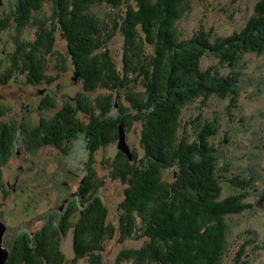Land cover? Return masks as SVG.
I'll return each mask as SVG.
<instances>
[{
  "label": "trees",
  "instance_id": "16d2710c",
  "mask_svg": "<svg viewBox=\"0 0 264 264\" xmlns=\"http://www.w3.org/2000/svg\"><path fill=\"white\" fill-rule=\"evenodd\" d=\"M49 1L53 3L51 25L47 18L35 15ZM188 3L189 0L11 2V12L0 18V28L15 23L20 33L30 23L37 26L33 39L14 42L12 72L24 73L34 84H47L55 79L48 76L49 60L58 55L59 60L70 62L76 77L82 80V92L41 120L45 140L66 152L67 142L83 134L91 157L79 191L81 201L73 200L62 213L49 215L35 233L33 229L22 230L6 237L10 250L6 264H65L61 239L69 230L76 258L102 264L103 242L114 226L108 222V207L98 193L103 179L92 165V153L118 140L120 123L129 128L134 122L141 126L144 155L138 158L131 149L130 159L119 150L114 159L102 162L110 177L127 183L119 204L121 240L135 231L145 237L140 248L122 250L116 264L125 260L132 264H224L227 216L251 207L245 201V190L254 177L231 171L229 163L221 164L218 148L211 141L218 131L215 119L202 118L201 113L191 118L195 137L190 138L181 131V118L188 105H206L213 96H230L231 105L237 106L239 73L232 70L224 74L218 65L206 67L202 62L212 53L220 64L235 68L244 51L263 53L264 0H258L254 14L242 29L217 38L204 29L192 37L181 36L178 22ZM96 5L109 9L101 16L92 10ZM116 29L124 35L122 70L117 68L108 46ZM56 31L65 39V54L54 48ZM147 44L153 46L150 54L145 49ZM10 77V73L0 76V82ZM134 84L141 88L132 90ZM119 88H127L128 106L120 102ZM44 106L49 110L55 107L51 100ZM17 127L0 121V149L4 152L9 153ZM224 182L232 188L227 195ZM74 212L80 214L73 222ZM241 257L242 252L232 264H244Z\"/></svg>",
  "mask_w": 264,
  "mask_h": 264
},
{
  "label": "rangeland",
  "instance_id": "374dc122",
  "mask_svg": "<svg viewBox=\"0 0 264 264\" xmlns=\"http://www.w3.org/2000/svg\"><path fill=\"white\" fill-rule=\"evenodd\" d=\"M12 1L14 0H5L0 8L1 19L6 17V13L10 14ZM257 2L258 0H189L188 8L178 22L180 34L185 38L192 37L197 31L204 29L212 33L214 38L230 35L242 29L250 20ZM52 6L53 3L49 1L42 11L35 13L39 18H47L48 25L52 23ZM100 6L96 5L92 10L103 16L109 7ZM36 29L37 26L32 23L20 33L15 23L0 28V76L11 74L5 82H0V121L10 120L11 124L18 126L9 153L8 150L4 152L0 149V217L9 226L6 237L22 230L37 229L49 215L62 213L71 201H79V191L88 174L87 166L91 157L83 134L68 141L69 150L65 152L62 148L43 146L38 142L34 144L28 136L23 135L28 134L26 131L21 134L19 130L18 124L22 123L25 129L30 128L34 122H39L41 116L49 118L51 112L55 113L83 91L82 80L76 77L70 62L59 60L58 55H53L49 60L48 76H54L55 79L47 84H30L26 82L24 73L12 72L10 59L15 49L14 42L16 39H33ZM108 46L117 68L122 70L124 35L120 29L114 31ZM54 48L63 54L66 52L65 39L59 31H56ZM145 49L149 54L153 52L150 44ZM241 55L235 68L220 64L212 53L205 56L202 62L206 67L218 65L224 74L232 70L239 73L237 106L231 105L230 96L225 99L210 97L206 105L199 104L200 102L190 104L183 109L181 131L194 138L195 126L191 123V118L201 113L202 118L208 117L212 121L215 119L218 131L211 141L218 148L221 164L229 163L228 169L231 171L254 177L245 190V201L251 203V207L239 214L227 216L229 233L224 264H232L240 252L244 264H264V51H244ZM14 74L18 77L14 78ZM131 87L135 91L141 88L139 84ZM126 92L127 88H119L120 102L128 106ZM45 96L54 102L55 107L36 112ZM23 115L25 120L22 119ZM125 131L131 149L137 153L138 158L142 157L144 150L141 146L140 124L134 122ZM23 137L28 139V143H22ZM118 152L115 140L92 153V165L103 179L98 193L108 207V222L114 226L112 234L107 235L103 242L102 264H116L122 250L140 248L145 243V237L140 231L121 240L119 204L124 198L127 183L110 177L108 169L102 164L106 159H114ZM223 188L226 191L224 195L232 192L227 182L223 183ZM61 249L66 256L65 264H90L89 258H76L72 230L62 237ZM122 264L132 263L125 260Z\"/></svg>",
  "mask_w": 264,
  "mask_h": 264
},
{
  "label": "flooded vegetation",
  "instance_id": "af4514ba",
  "mask_svg": "<svg viewBox=\"0 0 264 264\" xmlns=\"http://www.w3.org/2000/svg\"><path fill=\"white\" fill-rule=\"evenodd\" d=\"M14 78H17L18 76H16L15 74H14V76H13ZM26 79V82H28V83H30V84H34L33 82H30L29 80H28V78H25ZM49 102V97L48 96H45L42 100H41V102H40V104H39V106L37 107L38 109H37V111L36 112H40V110L41 109H44V110H48V108H46L44 105L45 104H47ZM44 117L43 116H41V119L39 120V122H34L32 125H31V127L30 128H23V124L22 123H20L19 124V130H20V132H21V134H23V132L24 131H26L28 134H23V135H26V136H28V138H30V140H32L33 142H34V144H37V142H38V144H40V145H43V146H52V147H55V148H61L59 145H57V144H55V143H48L47 142V140H45V132H43V127H42V119H43ZM22 119H26V117L23 115V117H22ZM12 122H13V120H12ZM9 123H11L10 122V120H9ZM37 132V133H36ZM22 135H19V137H21ZM18 136H17V138H19ZM25 137V136H24ZM24 137H23V142L22 143H24V141L25 142H27L28 143V139H24ZM31 142V141H30ZM79 198H80V196H79ZM70 199L68 198V201H69ZM67 201V202H68ZM81 201V200H80ZM66 209V208H65ZM64 209V210H65ZM78 212V211H77ZM79 214L80 213H76V212H74L73 213V215H72V217H71V220L74 222V220H76L77 219V216H79ZM74 217V218H73ZM42 226H43V224H42ZM42 226H40V227H42ZM40 227L39 228H37V229H33V230H31L33 233H35V231L36 230H38V229H40ZM8 229H9V226H8V224H7V231H8ZM7 231H6V233H5V238H6V235H7ZM73 234V233H72Z\"/></svg>",
  "mask_w": 264,
  "mask_h": 264
},
{
  "label": "water",
  "instance_id": "95a60500",
  "mask_svg": "<svg viewBox=\"0 0 264 264\" xmlns=\"http://www.w3.org/2000/svg\"><path fill=\"white\" fill-rule=\"evenodd\" d=\"M5 0H0V8L3 6ZM117 147L119 150L124 152L128 158H133V152L130 145L127 142L126 131L122 123L119 124L118 128V140ZM7 231V224L0 218V264H6L9 256L10 250L5 243V233Z\"/></svg>",
  "mask_w": 264,
  "mask_h": 264
}]
</instances>
